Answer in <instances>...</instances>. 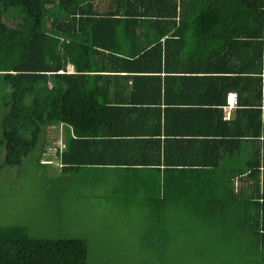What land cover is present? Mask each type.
Returning <instances> with one entry per match:
<instances>
[{"label":"trees","instance_id":"16d2710c","mask_svg":"<svg viewBox=\"0 0 264 264\" xmlns=\"http://www.w3.org/2000/svg\"><path fill=\"white\" fill-rule=\"evenodd\" d=\"M69 64L74 73H58ZM99 78L124 83L123 98ZM0 82L6 166L42 157L64 126L61 183L84 172L86 186L154 217L188 215L182 243L191 223L219 221L264 253V0H0ZM88 256L82 239L0 227V264Z\"/></svg>","mask_w":264,"mask_h":264},{"label":"rangeland","instance_id":"374dc122","mask_svg":"<svg viewBox=\"0 0 264 264\" xmlns=\"http://www.w3.org/2000/svg\"><path fill=\"white\" fill-rule=\"evenodd\" d=\"M102 3L99 10L103 11ZM49 81L54 84L53 78ZM6 96L0 87V122ZM56 133L58 129L49 136L51 142L42 157L38 153L13 167L3 162L0 126L1 228L23 226L33 238L85 240L89 264H264L258 246L251 252L235 231L219 221L210 225L211 230H206L204 222L191 223L195 233L189 245L182 243L187 230L177 233L181 219L188 215L168 208L154 217L135 201L121 203L107 188L86 186L84 172L66 185L61 183L60 176L66 180L59 162L64 141L53 137ZM167 249L175 255L168 257Z\"/></svg>","mask_w":264,"mask_h":264},{"label":"crops","instance_id":"0c3cea01","mask_svg":"<svg viewBox=\"0 0 264 264\" xmlns=\"http://www.w3.org/2000/svg\"><path fill=\"white\" fill-rule=\"evenodd\" d=\"M101 75H109V76H113V77H117L116 75H125V72H121L120 74L118 72H101ZM164 75V74H163ZM118 76V77H120ZM54 80V79H53ZM55 82V81H54ZM98 83H99V87L102 89L103 87H107V89L103 88L104 90H108V92L110 93V95L108 96L109 98H111L113 96V100H121L123 98V95H121V92H119L120 90L122 91V87L124 85V83H121L120 81H118L117 79L115 78H110L109 79V82H108V78H104V79H101L99 78L98 79ZM51 88H53V86H55V83L54 84H49ZM119 92V94H115L116 92ZM234 93H231L229 94L230 96L228 97V105L225 107V113H226V119H229L231 117V114L233 112V110L235 109V104H232L231 101H232V95ZM59 142L61 140L64 141V145H65V140H66V134L67 132L72 133V131H68L66 128H64V126H60L59 127ZM61 130L64 131L61 132ZM238 158H243V154L242 155H238L236 156L235 158H231L229 160L226 161V165H229V167H233L235 164H240L241 166L243 165L244 163V160H240ZM240 160V161H239ZM60 162V161H59ZM246 165V164H245ZM261 172H263V168H261Z\"/></svg>","mask_w":264,"mask_h":264},{"label":"built area","instance_id":"2783aa9c","mask_svg":"<svg viewBox=\"0 0 264 264\" xmlns=\"http://www.w3.org/2000/svg\"><path fill=\"white\" fill-rule=\"evenodd\" d=\"M65 72H66V73H74V72H75V69H74L73 65L69 64V65L66 67L65 70L60 71V73H65ZM231 98H232L231 103L234 104L235 101H236V95H233V97H231Z\"/></svg>","mask_w":264,"mask_h":264},{"label":"clouds","instance_id":"9594fccd","mask_svg":"<svg viewBox=\"0 0 264 264\" xmlns=\"http://www.w3.org/2000/svg\"><path fill=\"white\" fill-rule=\"evenodd\" d=\"M61 71H63V70H61ZM58 73H60V72H58ZM60 74H63V73H60ZM72 74V73H71ZM64 148V147H63ZM62 166V165H61ZM61 168V167H60Z\"/></svg>","mask_w":264,"mask_h":264}]
</instances>
